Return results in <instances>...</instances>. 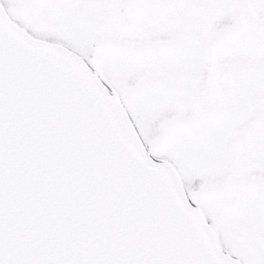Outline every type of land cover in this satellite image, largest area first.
Returning <instances> with one entry per match:
<instances>
[{"label":"snow or ice","instance_id":"obj_1","mask_svg":"<svg viewBox=\"0 0 264 264\" xmlns=\"http://www.w3.org/2000/svg\"><path fill=\"white\" fill-rule=\"evenodd\" d=\"M0 264H264V0H0Z\"/></svg>","mask_w":264,"mask_h":264}]
</instances>
